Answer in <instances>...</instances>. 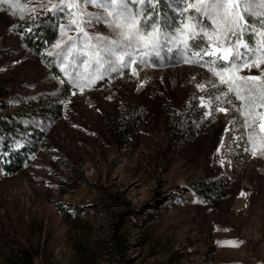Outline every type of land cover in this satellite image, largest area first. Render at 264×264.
I'll return each mask as SVG.
<instances>
[{"label":"rangeland","instance_id":"rangeland-1","mask_svg":"<svg viewBox=\"0 0 264 264\" xmlns=\"http://www.w3.org/2000/svg\"><path fill=\"white\" fill-rule=\"evenodd\" d=\"M55 2L0 0V82L8 89L0 114L27 113L25 106L43 99L64 106L62 118L52 123L40 113L23 114L25 120L38 119L34 129L48 132L39 141L33 127L22 136L27 146L17 147L23 159L17 173L9 174L0 162V264H30V255L32 264H264V156L245 151L252 130L241 126L228 103L237 102L223 96L222 85L209 71L220 70L218 60L215 65L209 61L228 54L230 46L214 35L199 48L189 41L182 53L162 48L159 62L137 60L99 80L103 70L81 65L84 57L76 56L89 41L68 27L70 17L54 15L57 40L42 55L25 40L20 23L50 12ZM166 2L174 24L165 14L157 16ZM86 10L101 11L91 5ZM152 16L161 31L180 39L185 24L209 34L214 27L181 0H158ZM217 19L222 31V17ZM81 27L89 36L109 35L106 23ZM241 42L249 43L244 35ZM70 46L75 58L67 54ZM262 71L264 63L251 70L238 65L223 78ZM73 77H79L80 87ZM67 83L71 89L62 96ZM119 109L144 113L126 139L121 138ZM189 111H201L211 120L198 128L194 122L198 131L193 133ZM17 117L19 128L29 127ZM171 122L179 128L173 130ZM253 136L259 153L264 108ZM8 156L0 152L2 162ZM209 179H220L223 190L197 197L195 186ZM130 207L137 208L135 215L128 214Z\"/></svg>","mask_w":264,"mask_h":264},{"label":"snow or ice","instance_id":"snow-or-ice-1","mask_svg":"<svg viewBox=\"0 0 264 264\" xmlns=\"http://www.w3.org/2000/svg\"><path fill=\"white\" fill-rule=\"evenodd\" d=\"M156 2L158 0H56L51 4L49 11L55 16L70 17L68 27H74L78 35H83L89 41L88 44L80 46V49L76 51V56L84 57L80 60L81 65L103 70L96 78L99 80H103L106 73L131 68L137 63V60L147 63L150 58H155L156 62H159L162 48L167 53L175 47L182 53L188 50L189 41L199 48L205 38L211 43L215 35L218 42L226 43L230 47L228 54L217 56L216 60L209 61L210 64L215 65L218 60L220 70L217 71L215 67H209V71L218 78V83L224 86L223 96L231 95L237 102L228 101L232 110L239 117L241 126L252 130L247 134V143L251 147L245 151H251L253 156L257 154L264 156V136H261V151L259 153L254 150L253 136L256 126L254 113L257 107L264 108V71L259 76H242L237 80L223 78L224 73H227L229 69H236L238 65L241 68L247 65L251 70L252 68L260 69L261 64L264 63V0H191V3L189 0H181L187 7L192 8L201 20L207 18L210 21L209 26H214L212 34H209L203 31L196 32L194 27L189 29V25L185 24L184 29L181 30L183 39L170 32L161 31L157 27V21L152 16ZM89 5L95 6L101 11L88 12L86 8ZM133 5L136 6V11L132 9ZM146 9L149 10L147 15H145ZM29 11H35V9ZM245 16L248 17V20H245ZM218 17H222V31L221 20L217 19ZM94 23H106L109 35L93 34L89 36L81 27L82 24L92 25ZM255 24H259L260 27H255ZM60 27L63 29L65 26ZM246 29L251 44L241 42V37ZM113 36L114 39L110 38ZM197 37H199L198 42ZM68 40L71 41L73 38L68 37ZM93 40H95L94 44L91 43ZM84 48L89 51L85 52ZM241 48L243 51L240 50ZM74 51L73 46L68 47V56L75 58ZM204 55L212 57L216 54L204 51ZM89 56L91 60L88 59ZM184 62L192 63L190 60ZM132 73L136 74L135 69H132ZM78 80L79 77L72 78L76 87H80ZM197 87L202 86L197 85ZM258 101L259 104H257ZM216 111L226 112L227 110L218 108ZM225 130L227 131V127ZM241 195L245 194L242 192ZM228 243H233L235 246V242Z\"/></svg>","mask_w":264,"mask_h":264},{"label":"trees","instance_id":"trees-1","mask_svg":"<svg viewBox=\"0 0 264 264\" xmlns=\"http://www.w3.org/2000/svg\"><path fill=\"white\" fill-rule=\"evenodd\" d=\"M165 3V5H160L159 9L157 10L158 14H165L167 17H169V23H175V18L173 16L172 12L173 10L168 7L169 5ZM169 8V10H168ZM166 10V11H165ZM163 16V15H162ZM246 17V20H248V17ZM255 19V18H253ZM19 25L20 30L24 32V38L27 41L28 45L31 46V48H35L37 53H40V55L43 54V50L46 48H50V46L57 40V27L55 23V16L51 13L46 11L45 13H37L34 17H29L23 20ZM255 27L259 28V24H255ZM31 29L30 31L28 30ZM28 30V31H27ZM244 38L247 42L251 43V40L249 39L248 31L245 30ZM54 69H57V67L54 65ZM224 89V86H222ZM64 94L62 96H67L69 93V90L71 89L70 85L67 83L65 85ZM8 94V89L5 85V83L0 82V100L3 96ZM232 98V96H231ZM233 99V98H232ZM259 104V101L257 102ZM27 113L23 114H35L40 113L44 118L45 122L52 123L53 121L59 120L63 116V103L59 100H39V102H32L31 106H25ZM261 107L256 108L255 113V120H257L259 116V111ZM25 110L22 109V112ZM117 115H119L121 118L119 119V123H122L124 125L121 138L126 139L128 138V135L130 132H132L142 121L144 113L139 111L138 109L135 110L133 113L128 111V113H124L122 110H118ZM14 113V115L12 114ZM22 117L23 120H25V116L19 112V110L14 112H7L5 114H0V152L2 154L9 152V156L3 160V162L0 159L1 167L5 169L9 174H15L17 173L23 165V159L19 154V150L17 149L18 145H21V147L27 146V139H24L22 136L29 135L28 132L30 131L29 128H36V124L33 123V121H37V118H32L28 116V119H26V123L29 124V127H20L19 128V118L17 116ZM187 118L189 124L188 128H192L194 130L193 133H196L198 131V127L206 125L208 123V120H211L210 118H205L201 111H194L187 113ZM28 120V121H27ZM196 122V126L194 128L193 123ZM251 122V121H250ZM173 130L179 128L178 122L177 123H170ZM48 131L46 130H36L34 129L32 133L36 137V141L39 139H43ZM4 156V155H3ZM2 169H0L1 171ZM221 180L217 179H209L200 181L195 186L194 193L197 197L203 196V197H211L216 192H221L222 189V182ZM62 186L63 190H65L67 187L63 183L60 185ZM136 207H130L128 214H136ZM24 250L29 251V249L24 248ZM32 255H30V264H32Z\"/></svg>","mask_w":264,"mask_h":264}]
</instances>
